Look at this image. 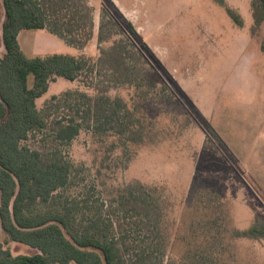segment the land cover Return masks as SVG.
<instances>
[{"label": "trees", "instance_id": "obj_1", "mask_svg": "<svg viewBox=\"0 0 264 264\" xmlns=\"http://www.w3.org/2000/svg\"><path fill=\"white\" fill-rule=\"evenodd\" d=\"M98 40L101 46L96 72L114 85L140 87V55L132 36L137 31L104 0ZM239 27L241 15L217 0ZM4 21L0 56V222L6 239L0 242V264H220L214 249L226 228L227 211L220 196L197 188L193 202L199 218L191 224L183 255L173 260V241L166 199L160 189L135 181L118 187L82 188L72 162L64 155L83 129L117 136L125 151L154 133L151 121L137 115L107 86L96 84L92 96L79 89L53 95L41 109L37 100L58 78L83 79L90 59L84 55L53 53L28 56L19 42L23 30H47L70 46L85 48L94 37L93 8L87 0H2ZM252 35L264 24V0H251ZM264 51V39L261 43ZM99 69V71H98ZM93 70V69H92ZM33 78L30 84V78ZM209 131L213 133L211 127ZM32 141V143H30ZM237 238L264 240V219L234 229ZM38 250L15 255L10 243ZM6 245V246H5Z\"/></svg>", "mask_w": 264, "mask_h": 264}, {"label": "rangeland", "instance_id": "obj_2", "mask_svg": "<svg viewBox=\"0 0 264 264\" xmlns=\"http://www.w3.org/2000/svg\"><path fill=\"white\" fill-rule=\"evenodd\" d=\"M111 1L109 12L119 19V10L137 31L132 41L140 55V87L114 85L105 73L96 72L101 46L122 36L99 42L104 0H87L95 28L83 49L47 30H23L19 35L28 56L65 53L90 59L91 70L83 79L60 77L51 82L37 100L39 109L68 89L95 96L100 84L109 87L111 97L123 98L138 116L152 122V137L139 146L130 145L128 151L117 136L81 130L63 147L81 184L72 190L94 185L100 194L105 187L135 181L160 189L173 241L169 256L176 260L186 248L180 238L188 236L202 213L195 209L194 192L198 187L210 189L220 196L228 216L214 249L220 264H264V240L232 235L234 229L250 227L256 216L264 219V24L252 35L251 0H225L241 15L243 27L217 0ZM3 21L0 0V56L5 53ZM6 236L0 222L1 243ZM6 247L15 255L38 252L16 242Z\"/></svg>", "mask_w": 264, "mask_h": 264}]
</instances>
